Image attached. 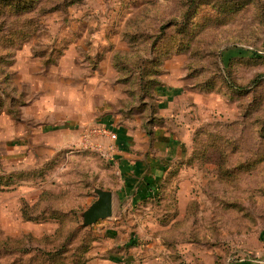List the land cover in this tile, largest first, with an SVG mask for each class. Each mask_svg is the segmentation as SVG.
<instances>
[{"label":"rangeland","instance_id":"1","mask_svg":"<svg viewBox=\"0 0 264 264\" xmlns=\"http://www.w3.org/2000/svg\"><path fill=\"white\" fill-rule=\"evenodd\" d=\"M160 92L186 113L158 114ZM137 121L192 125L190 200L173 180L125 201L113 139L88 134ZM94 187L113 212L84 227ZM6 238L69 239L83 264H264V0H0V264L26 262Z\"/></svg>","mask_w":264,"mask_h":264},{"label":"crops","instance_id":"2","mask_svg":"<svg viewBox=\"0 0 264 264\" xmlns=\"http://www.w3.org/2000/svg\"><path fill=\"white\" fill-rule=\"evenodd\" d=\"M160 93L158 114L162 115L165 119L171 120L173 117L180 118L186 113V105L178 102L182 93L177 95H165L162 92ZM113 121L114 119L112 115L108 114L105 117V122L108 123V125H112L111 122ZM136 123L137 127H128L126 124H117L116 127L113 125L115 128H112L114 135L111 139H113L114 143V158L119 180L122 184L121 188L123 190L126 189V192H130L128 196L124 197L125 201H128V203L130 201L132 204L140 203L148 196L150 197L155 190L157 191L161 183L164 184V187L167 185L164 189L166 190L171 186L173 180L177 185V191L181 190V195H184L185 199L188 197V200H190L192 198V188H195L196 186L195 181L192 180L191 177L192 172H190V169L192 168L183 163L185 161L184 159L189 155L188 151L191 144L187 141L188 137L191 140L190 137L192 133L190 131L192 125L190 124V129L189 126L179 127V133L176 132L174 134H172L171 131H166L165 127L158 126L155 128L156 131L154 133H150L151 138H149V136L147 137L144 128L140 127L141 122L137 121ZM181 126H184V123L181 124ZM57 128L58 126L51 129L53 130ZM189 133L190 136H188ZM149 140L153 147V155L151 150L147 148L146 143ZM15 144V147H18L17 143ZM155 149H157V151ZM15 151H17V149ZM20 156H23V158L26 157L24 155ZM162 158L165 159L163 160ZM161 160L164 162L161 163ZM175 161L176 163H174ZM152 179L156 182L155 187L149 182V180L151 181ZM162 196L163 199L168 197L165 192H162ZM180 203H182L181 199ZM20 218L23 222L30 221L24 220L22 217ZM86 264L95 263L89 261V263L87 262Z\"/></svg>","mask_w":264,"mask_h":264},{"label":"trees","instance_id":"3","mask_svg":"<svg viewBox=\"0 0 264 264\" xmlns=\"http://www.w3.org/2000/svg\"><path fill=\"white\" fill-rule=\"evenodd\" d=\"M42 194L41 193L39 195V199H37V202H39L42 198ZM37 202L33 203L31 206H34L37 204ZM29 204L26 201H23L22 203V208H21V217L24 220H35L37 218V216H31L29 215V213L26 211ZM50 217L52 218H56L59 220H63L64 218H66L68 216V212H62V211H49L48 212ZM68 236L69 238L73 235L69 234L68 231H65L64 228L60 229L58 228L57 230H55L53 236ZM52 236V237H53ZM26 237L31 238L29 235H27ZM22 240L23 238H21L20 240H14V241H10L6 238V242H10L11 245H13L15 252L18 253L20 255V257H26V262H23L21 264H83L84 260H81L80 257L79 258H75V256L77 254H81L82 252L86 251L88 248L86 246H82V245H78L74 248V250L72 251L71 254H69V245H67V241L66 243L61 244L58 248H53V249H42V248H38L37 246H33V247H26L24 245H22ZM5 242V243H6ZM11 245H10V249H11ZM9 249V250H10ZM66 257V258H65ZM74 258V259H73ZM71 259H73L71 261ZM22 260V258H21ZM20 260V261H21ZM69 260V261H68Z\"/></svg>","mask_w":264,"mask_h":264},{"label":"water","instance_id":"4","mask_svg":"<svg viewBox=\"0 0 264 264\" xmlns=\"http://www.w3.org/2000/svg\"><path fill=\"white\" fill-rule=\"evenodd\" d=\"M96 199L80 214L82 226H90L99 220L111 217L113 212V193L108 189L94 187Z\"/></svg>","mask_w":264,"mask_h":264},{"label":"built area","instance_id":"5","mask_svg":"<svg viewBox=\"0 0 264 264\" xmlns=\"http://www.w3.org/2000/svg\"><path fill=\"white\" fill-rule=\"evenodd\" d=\"M113 132H114L113 129L111 127H109V126H93L92 128H90L88 136L94 134L95 136H99V135L102 136L103 135V136H107V137H113V135H114ZM87 141H89V139H87ZM114 152L115 151L113 149L112 159L115 160V158H114Z\"/></svg>","mask_w":264,"mask_h":264}]
</instances>
